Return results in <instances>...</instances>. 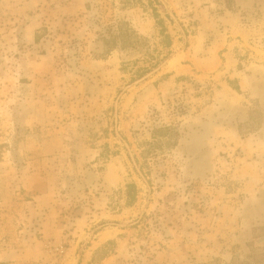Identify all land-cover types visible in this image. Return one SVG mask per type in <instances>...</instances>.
<instances>
[{"label":"rangeland","instance_id":"rangeland-1","mask_svg":"<svg viewBox=\"0 0 264 264\" xmlns=\"http://www.w3.org/2000/svg\"><path fill=\"white\" fill-rule=\"evenodd\" d=\"M159 1L0 0V264H264V0Z\"/></svg>","mask_w":264,"mask_h":264},{"label":"trees","instance_id":"trees-1","mask_svg":"<svg viewBox=\"0 0 264 264\" xmlns=\"http://www.w3.org/2000/svg\"><path fill=\"white\" fill-rule=\"evenodd\" d=\"M170 46H171V41L168 39V41H167L165 47H166V48H169Z\"/></svg>","mask_w":264,"mask_h":264},{"label":"water","instance_id":"water-1","mask_svg":"<svg viewBox=\"0 0 264 264\" xmlns=\"http://www.w3.org/2000/svg\"><path fill=\"white\" fill-rule=\"evenodd\" d=\"M157 1H159V0H157ZM160 2V1H159ZM170 17H171V15H170Z\"/></svg>","mask_w":264,"mask_h":264}]
</instances>
